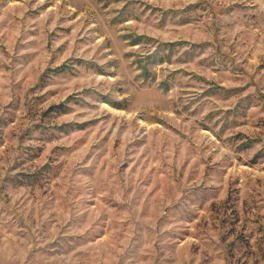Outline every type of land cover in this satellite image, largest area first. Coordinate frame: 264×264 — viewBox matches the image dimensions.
Listing matches in <instances>:
<instances>
[{"label":"rangeland","instance_id":"374dc122","mask_svg":"<svg viewBox=\"0 0 264 264\" xmlns=\"http://www.w3.org/2000/svg\"><path fill=\"white\" fill-rule=\"evenodd\" d=\"M0 264H264V0H0Z\"/></svg>","mask_w":264,"mask_h":264}]
</instances>
